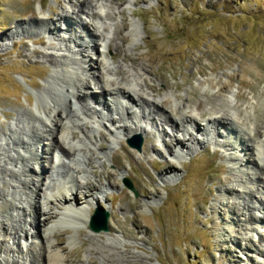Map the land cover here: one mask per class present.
Returning <instances> with one entry per match:
<instances>
[{
  "label": "rangeland",
  "instance_id": "obj_1",
  "mask_svg": "<svg viewBox=\"0 0 264 264\" xmlns=\"http://www.w3.org/2000/svg\"><path fill=\"white\" fill-rule=\"evenodd\" d=\"M104 3L102 14H107L104 19L107 30L103 34L109 46L103 49L96 45L94 50L103 49L107 63L122 62L124 68L132 61L123 59V51L137 58L136 66L145 69L141 78L154 89L144 87V93L149 98L166 100L159 105L157 114L155 110L151 112L153 105L144 106V111H150L157 120L162 119L160 113L180 117V112L187 109L209 130L192 133L200 142L186 141L192 152L184 154L180 145L174 144L171 127L164 120L162 123L158 120L156 126L144 117V121L138 122L146 131L125 136L118 131L116 136L115 132L109 133L106 127L111 124L102 115L104 124L100 123L98 129L104 138L96 135L91 146L102 162L98 160L99 165L93 161L87 168L89 179L102 188L95 194L85 191L95 197L93 204L87 206L89 216L96 206L108 211L107 229L92 234L94 231L87 227L88 219L63 215L67 211L64 206L57 208L50 203L51 193L76 184L70 175L68 156L60 152V146H54L52 139L43 138L46 131L39 117L43 104L48 107L51 103L49 98L65 107L61 97L49 93L51 75L76 82L83 73L89 75L84 46L93 38L71 18L53 21L57 12L64 13L63 8L69 7L67 0H0V264H17L22 261L21 256L27 257L25 264H42L39 222L31 227L27 220L32 218H42L41 223L48 221L47 227L55 223L57 240L52 238L53 247L65 259L63 264H264L262 252L251 248L241 251L249 238L253 244L260 242L259 248L263 247L264 221L244 223L245 238H241L242 233H237L239 225L231 222L233 215L229 210L233 201L238 200L239 189L231 191L224 187L236 185L235 177L246 179L249 171L262 172L254 163L243 160L251 151L240 149V136L249 133L253 138L250 141L258 140L254 130L264 127V0H104ZM66 14L72 17L70 11ZM39 17L46 21L44 29L53 27V22L60 29L55 34L43 31V26L35 21ZM115 76L104 74L107 87H110L107 79ZM88 81L92 92L97 93L99 88L93 87L94 81L91 78ZM121 83L125 86L127 81ZM138 88L135 86L137 91ZM129 91L131 94L123 95L131 98L135 90ZM126 98L121 99L122 104L130 106ZM114 99L117 104L118 97ZM87 101L97 106L93 98L87 97ZM114 109L112 104L110 111L106 110L110 113ZM200 109L207 112L199 115ZM221 111L230 113L234 120L231 119L228 128L218 127L224 135L212 134L207 120ZM128 118L123 121L131 124ZM174 133L182 137V131ZM76 135L79 138V131L74 128V138ZM57 137L61 146L66 147L67 138L59 134ZM112 137L116 139H112L115 144L112 143L110 159V154H103L107 150L100 144L106 146ZM138 138L139 149L126 141L136 142ZM262 139L259 155L264 158V135ZM170 148L175 150L174 157L169 154ZM41 165L46 167L44 174L49 176L51 171L56 180L45 188L46 183L52 182L50 177H37L43 182L37 195L31 179L36 178L33 169L38 170ZM168 166H172L171 170ZM164 171L167 172L162 176ZM109 172L112 176L108 178ZM125 180L133 190L126 186ZM246 181L244 187L256 188L254 180ZM35 182L34 185L39 184ZM44 196L48 200L50 197V202ZM83 196L82 191L77 192L78 198ZM249 199L260 204L258 194ZM37 201L40 210L52 208L57 214L52 217V213L47 214V219L45 215L39 216ZM81 205L79 217L83 218L88 208L85 202L78 206ZM252 214L261 219L264 210L254 209ZM2 220L9 228H3ZM19 225L28 235L20 232L13 238V230ZM233 235L238 237L237 243L229 239ZM30 241L37 244L26 247ZM102 254H109V260ZM88 258L94 261L88 262Z\"/></svg>",
  "mask_w": 264,
  "mask_h": 264
},
{
  "label": "bare ground",
  "instance_id": "obj_2",
  "mask_svg": "<svg viewBox=\"0 0 264 264\" xmlns=\"http://www.w3.org/2000/svg\"><path fill=\"white\" fill-rule=\"evenodd\" d=\"M67 4L69 7L66 6V8H63L65 10V12L64 13L63 12H57L53 21L54 22L55 21L64 22V21H67L66 20L67 18L68 19L71 18V21H73V23H75L76 25L79 24L80 27L83 30L87 31L89 36H91L93 38L92 40L89 41V43L86 42V44L84 46L85 51H86L85 57H87L86 64L88 67L89 75H86L85 73H83L81 71L83 73V75H81L78 78V82L74 81L73 79L69 80L68 78H67L68 81H65L64 79H61L57 75H51V79L49 81V87H48L49 93H50V95L55 94V96H54L55 98L61 97L65 101V107L62 108L60 106L61 104L59 105V103L57 102L58 100L55 101L52 98H49L50 99L49 101H51V103H48V107H46V104H43V108H42L43 112L41 113L42 116L45 117V120L43 119L44 117L42 118V116L39 118L42 119L41 120L42 123L44 122L43 126H45L44 129L46 131V134H45V136L43 135V138L52 139L54 141V146H56V148L60 146V148H58L59 150L61 149L60 152L63 153L65 156H68L67 158L70 161V164H68V167L70 170V175H71V178H72V180H74V183L76 185L75 186L69 185V186H67V189H66V187H63L61 189H58L56 191L57 193L56 192H53L54 194L51 193L52 195L51 194L50 195L52 196L51 197L52 200L50 199V197H49V200H48L47 196H44V197H46V199H47L46 201L50 202V200H51L50 203L51 204L53 203L55 207L58 208V206H64V208L66 210H71V212H74L72 215V213H67V211H65L64 213H62L63 215H70L72 217H75L77 219H82L83 221H85V219L86 220L88 219L89 213H90L89 212L90 207H87V206H91L93 204V199L95 198L94 195H92L90 197L89 194L86 193L87 191H85V189H88L89 191H92V194H95L94 191L101 192V188H102L100 186H97L94 182H92L89 179L90 176L87 172V168L90 167L91 162L96 161L97 164H99L98 160H100V159L97 155H95L93 147H91V146L94 145L92 140L95 141L96 135H98L97 138H99V137L104 138V136H102V133L98 129V127L101 123L99 120H101L102 115L105 116L104 118L107 119L109 124H111V127H106L108 129L109 133L111 134L113 132V134H114V132H115L116 136H118L117 135L118 131L121 135H127L130 132L143 133L144 131H146L145 126L142 123L140 124L138 121L142 122V121H144V119H148V122H149L151 119L152 123L157 126V124H159L160 122L162 123V120H164V123L167 125L169 124L171 127L170 128V130L172 132L171 136H172V140L175 142L174 144L180 145L181 151L185 152L184 154H189L190 152H192L191 149L189 148L190 145L185 143L186 141H189V142L197 141V143L200 141L196 137H194V135L192 134V130L190 131V129L188 127H186V126L184 127L183 125H185L186 123L187 124L190 123L191 128H193L195 130L202 131L204 133H206L209 129L206 128V126H203L200 122H198V120L196 119V116L193 113H191L190 111H187V109L184 112H182V111L180 112V115H181L180 117H175L171 113H166V112L160 113L159 116L162 117V119L157 118V120L153 119V115L150 113V111L145 112L144 106L148 107L150 105H153L154 109L153 110L151 109V112L155 110V112H154V114H155L156 111L158 110V107L161 104V102L162 103L166 102V100L164 98H161V99L149 98V96L146 95L147 93H144L145 92L144 87H147L150 90H154V89L150 88L149 83L147 81H145V79L141 78V74L142 73L144 74L145 69L142 66H136L137 64L135 62L137 61V58L127 56L123 51V55H124L123 59L132 61V63L130 65H127V68H124V65L122 64V62H119L117 65L113 64L111 62L107 63L106 58H105V54L103 53V51H104L103 49H106V48L108 49V46H109L108 42L105 41V35L103 34V31L107 30V24H106V21H104L107 14H105V13H104V15L102 14V12H103L102 10H104V8L106 7L104 0H67ZM69 11L71 12L72 17H70L68 14H66V13H69ZM75 15L77 16V19H75L76 18ZM74 20L75 21L78 20V22L77 21L75 22ZM35 21H37L36 22L37 24L42 25L43 31H46V32H49V30H50V32L55 34L60 29V27H56V25H55L56 23L54 24V22H53V27H51V28L49 27V30L44 29L46 21L44 20V22H43V19H41L40 17L36 18ZM115 32H116V34H118V30ZM121 39H123V37H121ZM98 40H100V42ZM96 45L102 46L104 48L101 51L94 50V47ZM133 45H135V44H132V46ZM47 56L48 55H46V57ZM111 58H112V56H111ZM84 59H86V58H84ZM117 73H118V79H117ZM61 74H63V73H61ZM104 74H108L109 76L112 74L116 75L114 77V79H111V78L107 79L106 83H108V85L110 87H107V85L105 84L104 79L106 77L104 78ZM89 78H91V80L94 81L93 87L99 88L97 93L92 92V89H90V85L88 83ZM122 80L127 81L125 86L122 85V83H121ZM135 86L139 87L138 91L135 89ZM87 88H88V90H87ZM129 89L132 90V92L135 90L134 94L130 96L131 98L123 95V93H125V92L131 94ZM114 96L118 97V101H116L117 104H115V101H113ZM123 96L127 97L126 100L129 101L130 106L128 104H125V103L122 104V100L124 98ZM87 97L93 98L95 100L97 106L90 105V103H88V101H87ZM112 104L114 105V108H115L112 111L115 112L116 115L115 114L114 115L116 117H114V115H112V111L109 113L106 110V109H108L110 111ZM196 104L199 106L200 102L198 101V102H196ZM132 106H134L135 109H133ZM104 108H106V109L104 110ZM136 109H137V111H136ZM45 110L47 111L46 114H44ZM206 112L207 111H205L204 109H200L199 115H204ZM218 114L219 115L216 114V116L213 118H211L212 116L209 117L206 125L207 126L209 125L212 134L224 135L225 132L222 133L221 131H219L218 127L222 126L224 128H228V125H229L231 119L232 120H234V119H233V116L230 113H228L227 111L222 112V113H218ZM125 116L126 117L130 116V119L129 118L128 119L130 120L131 124L123 121V118H126ZM132 117L136 118V120H133ZM163 117L165 119H163ZM158 120H159V123H158ZM209 122H211V124H208ZM74 128H76L79 131V138H76L77 135L75 136L76 139L74 138V136H73ZM178 131H182V133H181L182 137H179L174 133V132L177 133ZM162 133L166 134V132H164V130L162 131ZM254 133H257L259 135L258 140L256 139V140L250 141L253 138H250L249 133H246V136H243V135L240 136V142H241L240 149H242L244 151H251V155L246 159L243 158V160L246 162L248 161V163H254L255 165H257V167L261 168L262 172L259 173L258 171H255V172L249 171V173H247L248 177H246V179L244 178L245 176L243 178H242V176L241 177H235L233 180L238 181L236 185L231 184V186H229V185L224 186L227 188V190L229 189L231 191L233 189H236V190L239 189L237 192L239 194L237 196L238 200L233 201V203L229 206V210L232 211V215L235 216V218L233 216H230L231 222H236V224L239 225L238 226L239 228H237V233H240V234L242 233L241 238H245L244 237V234H245L244 228H246V226L244 225V223H246L250 220H263L264 221V215H262L261 219H260V217L258 215L254 216V214H252V210H254V209L260 208V209L264 210V200H262V198L264 196V177H263V175H264V158L261 157L262 155L261 156L259 155L261 153L260 146H262V141H263L262 135H264V127L262 128V130H260L259 128H256L254 130ZM58 134L61 135V137H65V138H67L69 136L68 134H70V137H69L70 139L69 138L64 139L67 141L66 147H62L61 146L62 143L61 142H60L61 144L59 143V140L57 137ZM112 139H114V138L112 137L111 139L107 140L108 144H106V146L100 144V146L103 149L107 150L106 153L104 150L103 154L106 156H108L110 154V159L112 158V150L114 148V145L112 143H114V140L116 138L114 140H112ZM183 139H185L184 142H183ZM78 142H80V143H78ZM44 144L45 143L43 142V144H42L43 150H44V147L46 145V144L45 145ZM152 145L153 144H151V147H154V145L153 146ZM98 150L100 153L101 149L99 146H98ZM101 154H102V152H101ZM169 154H171L174 157L175 150L173 148H170ZM41 156L44 157V155H41ZM239 159H241V158H239ZM100 162H102V161L100 160ZM36 163L38 164L39 161L37 160ZM31 166H33V164H31ZM167 168H169L171 170L172 166H168ZM78 169H81V170L78 171ZM33 171H35L36 178H34V180H32L33 179L32 178L31 183H32L33 188H35V189L37 188L36 189L37 195L40 194V189H41L42 183H43L42 179L40 181V179L37 178L40 175H43V177H47V178L50 177L48 179L50 181H52V182L46 183L45 188H49L50 186H52L54 184V180H56V177L53 175V173H51V171H50L49 176H47V174L45 175L44 172H46V167H44V165L39 166L38 170L33 169ZM166 172L167 171H164L162 173V176H164L166 174ZM92 173H93V175H97L94 172H92ZM106 176L109 178L110 176H112V173L109 172ZM237 178H239V179H237ZM246 180H254L252 182H256V188H253L250 186L244 187L245 182H248ZM34 181H36V182L38 181L39 184H37L35 182L36 184L34 185ZM252 182H249V183H252ZM103 185L104 184H102V186ZM246 185H247V183H246ZM243 188H244V190H243ZM65 189H66V191H65ZM79 190H80V192L82 191L84 194L82 199L80 197L79 198L77 197V192L80 193ZM256 194H258V198L260 201L259 205L255 204L256 201L253 200V202H251L252 200L249 199L250 197H252L254 195L256 196ZM84 202L86 204L85 208H88V210H87V213L83 214V218H82L79 216H82V211H83L82 208L83 207H82V205L81 206H78V205H80ZM36 211L39 214V216L45 215L46 216L45 219L49 218V216L47 214L52 213L51 217L54 214H57V211L53 210L52 208L40 210L38 207V201H37ZM27 221L31 225V227H36L37 223L39 222L38 226L40 227V232L37 235H39V239L41 242V245H39V254L42 257V261H41L42 264H63L65 262V259H61L60 253H58V251H56V249L53 247L54 244H53L52 238L57 240V238L54 235V233L57 232V227H56L55 223L51 224L50 226L47 227L46 224L48 221L45 223H41L42 218H40L38 220H35L34 218H32V219H29ZM239 221H241L242 223H240ZM2 225H3L4 229H6L9 226L7 224V222L4 220H2ZM4 225H6V226H4ZM251 228L253 230H256L255 226H253V225L251 226ZM241 229L243 231H241ZM225 230H227L229 232L230 228L225 227ZM20 232H21V235L23 234V236H25V237H26V235H28V233L26 231L22 230V228L19 225V227L14 228L12 237L15 238L17 235H20ZM92 234H96V231H94ZM32 235H34V234H32ZM233 237H234V235H233ZM262 237H263V239H261V240L264 241V236L261 234V238ZM72 238H73L72 236L69 237V243H72V240H73ZM229 239H232L233 243L238 242V237L236 235L234 238L229 237ZM250 240H251L250 238L247 239L248 242L245 244L244 247H242L241 251H243V249L245 250V249L251 248L253 250L258 251L260 254H262V253L264 254V248H263L264 245H263V247L261 246V248H259L260 242H259V244L256 245V244H253L252 242H250ZM30 244L35 245L37 243H35L34 241H30L26 245V247H29ZM103 245H106V244H103ZM223 249H224V247H223ZM26 251H28V250H26ZM29 251H31V250H29ZM21 252H22V250H21ZM106 255H107V257H106ZM249 255H251V254H249ZM102 257L107 258L109 260L110 255L109 254H102ZM5 259H8V258H5ZM21 259H22V261L17 262V264H25L27 257L21 256ZM107 259H106V261H107ZM87 260H88V262L94 261L91 258H88ZM31 264H35V262H31Z\"/></svg>",
  "mask_w": 264,
  "mask_h": 264
},
{
  "label": "water",
  "instance_id": "obj_3",
  "mask_svg": "<svg viewBox=\"0 0 264 264\" xmlns=\"http://www.w3.org/2000/svg\"><path fill=\"white\" fill-rule=\"evenodd\" d=\"M127 143L130 146L135 147L136 149L140 148L141 141L138 139L136 142H131L129 139H127ZM125 184L128 188L133 190V187L131 186L130 182L128 180H125ZM107 216L108 211L105 209H100L98 206H96L91 213L88 221V228L92 231H99V230H106L107 229Z\"/></svg>",
  "mask_w": 264,
  "mask_h": 264
}]
</instances>
